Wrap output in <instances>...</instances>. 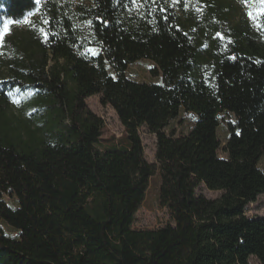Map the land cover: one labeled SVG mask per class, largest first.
<instances>
[{
    "label": "trees",
    "instance_id": "1",
    "mask_svg": "<svg viewBox=\"0 0 264 264\" xmlns=\"http://www.w3.org/2000/svg\"><path fill=\"white\" fill-rule=\"evenodd\" d=\"M237 1L238 18L213 0H0V223L19 232L0 227V264H264V218L245 213L264 194V3ZM141 60L161 83L126 77ZM96 95L126 131L107 149ZM181 110L194 126L167 133ZM155 176L174 224L135 230Z\"/></svg>",
    "mask_w": 264,
    "mask_h": 264
},
{
    "label": "rangeland",
    "instance_id": "2",
    "mask_svg": "<svg viewBox=\"0 0 264 264\" xmlns=\"http://www.w3.org/2000/svg\"><path fill=\"white\" fill-rule=\"evenodd\" d=\"M49 1H60L66 2L71 0H41L42 3ZM203 0H191V4L194 6L197 2ZM218 3L225 5H230L234 9L233 14L235 18H238L243 12L244 7L237 0H213ZM32 18H28L30 21ZM26 24L15 25L9 36L21 37L26 32ZM91 49L92 51H89ZM88 53L92 56H97L101 49L98 47H90ZM95 53V54H93ZM155 69L153 62L148 60H141L132 65H130L125 73L126 77L130 80L139 83H149V84H159L161 83V74L153 73L152 70ZM112 73V72H111ZM113 74V73H112ZM87 104L91 111L97 116L101 117L105 126L102 132V137L99 142V147L101 149H107L111 146L117 145L119 140H121L126 135L125 128L121 124L116 112L110 106H103L101 104V96L96 95L87 100ZM224 123L218 129V136L222 142V147L228 138V128L226 122H235L233 115H223ZM196 122V116L181 110L179 116L170 122L166 128V132L171 134L174 133L176 136H181L187 134ZM140 136L145 148V156L149 163H156V150H157V138L156 135L149 132L146 127H142L140 130ZM220 156H225L223 151H220ZM159 189H160V178L155 176L150 183V188L146 193L145 200L138 211L135 222L133 224V229L135 230H157L163 228L167 225H173L174 222L171 218L169 210L163 207L159 200ZM197 194L204 196L208 199H217L221 196V192L210 191L205 186H201L197 190ZM3 200L11 207L17 208L18 202L15 196L6 194L3 196ZM246 215L251 219L264 218V194L260 195L258 201L249 205L245 211ZM0 227L3 233L12 239H17L19 237V232L12 228L5 222L0 223ZM250 264H260V262L252 258Z\"/></svg>",
    "mask_w": 264,
    "mask_h": 264
},
{
    "label": "snow or ice",
    "instance_id": "3",
    "mask_svg": "<svg viewBox=\"0 0 264 264\" xmlns=\"http://www.w3.org/2000/svg\"><path fill=\"white\" fill-rule=\"evenodd\" d=\"M39 2V0H37V3ZM244 2L245 3H248V2H250V0H244ZM261 3H264V0H261ZM254 19H255V17H254ZM5 28H7V24H5ZM89 51H92L91 49H89ZM93 54H95V53H93Z\"/></svg>",
    "mask_w": 264,
    "mask_h": 264
}]
</instances>
